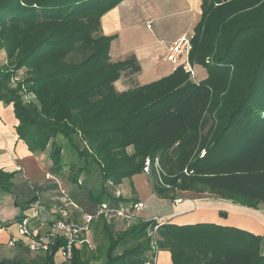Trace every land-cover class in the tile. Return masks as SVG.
Returning <instances> with one entry per match:
<instances>
[{
  "label": "trees",
  "instance_id": "trees-1",
  "mask_svg": "<svg viewBox=\"0 0 264 264\" xmlns=\"http://www.w3.org/2000/svg\"><path fill=\"white\" fill-rule=\"evenodd\" d=\"M123 1L0 0V51L10 60L0 66V102L13 106L19 139L32 153L49 150L55 172L70 166L69 181L80 189L82 175H94L97 186L86 192L95 206L113 200L108 183L141 175L147 158H159L172 177L166 184L176 190L258 209L264 204V0H202L189 63L207 71L204 79L194 81L179 67L118 92L123 73L140 67L134 57L112 60L115 38L103 34L101 20ZM22 69L26 80L12 88ZM23 91L38 104L26 102ZM13 177L0 171V190L11 193ZM157 181L153 173L157 197L176 198ZM154 224L139 220L112 233L105 221L102 264H145ZM158 235L172 264H264V237L235 227L167 223ZM66 244L59 238L35 260L0 264H98L79 244L70 262L58 260Z\"/></svg>",
  "mask_w": 264,
  "mask_h": 264
},
{
  "label": "crops",
  "instance_id": "crops-1",
  "mask_svg": "<svg viewBox=\"0 0 264 264\" xmlns=\"http://www.w3.org/2000/svg\"><path fill=\"white\" fill-rule=\"evenodd\" d=\"M201 4L202 0H125L105 14L101 20L102 32L105 36L115 38L110 53L112 60L117 62L134 57L140 67L138 73H123L126 76L122 75L115 83L118 92L129 90L133 84H151L171 75L178 68L168 61L167 54L181 37L194 34V28L201 19ZM195 69L198 79L197 70L200 68ZM18 125L13 106L0 102V171L14 174L11 193L0 190V223L6 225L5 230H0V259L28 261L35 260L39 254L29 250L25 239L20 240L15 247L8 244L11 239L18 237L16 222L28 218L30 226L35 229L42 227V224L68 219L84 226V214H95L86 209L90 202L86 189L96 187L98 180L94 175L83 174L80 179L86 180L85 184L81 183L85 189L72 185L69 181L70 166L66 165L61 173L55 172L49 158L50 151L30 152L25 142L19 139ZM75 161L73 158L72 162ZM107 192L113 197V200L105 203L109 208L131 209L138 203L143 208L137 211L136 219L131 222L115 217H101L94 221L95 231L91 234L88 233L90 230L86 232L83 236L86 242L79 244L80 247L86 246L85 256L94 258L93 263L105 262L108 247L105 221L112 233L126 230L139 220H158L161 225L216 224L235 227L264 237V204L253 209L209 193L181 191H176L173 200L161 199L153 192L149 176L145 173L126 179L118 186L108 183ZM118 197L130 201H116ZM179 197L184 199L182 203L176 204ZM34 199L36 203L27 207V203ZM222 212H225V217ZM40 230L44 233L46 227ZM97 233L105 236L104 247L92 245L89 241ZM102 249L103 254H100ZM158 264H172L171 253L160 251Z\"/></svg>",
  "mask_w": 264,
  "mask_h": 264
},
{
  "label": "built area",
  "instance_id": "built-area-1",
  "mask_svg": "<svg viewBox=\"0 0 264 264\" xmlns=\"http://www.w3.org/2000/svg\"><path fill=\"white\" fill-rule=\"evenodd\" d=\"M193 35H185L177 40L170 48L167 59L174 65L182 67L184 71L190 75V77L196 81V69L189 63V55L192 51V40ZM143 172L149 177L153 173L158 177V185L170 189V186H166L161 175L164 174L159 158L151 159L147 158L144 163ZM186 172V171H185ZM184 197H179L176 200V204L182 203ZM76 207V206H75ZM143 208L141 203L135 204L131 209L124 207L120 208H109L107 205L103 204L100 206L95 214H84V226H79L75 222L68 219H59L51 224H42L40 228H32L30 226V220L24 218L17 221L18 225V237H15L9 241V246L15 247L20 240H26L27 247L32 253L42 254L46 253L49 248L56 242L59 238H64L67 242L66 246L62 248L58 255L62 260L70 262L73 258V247L75 244H84L86 240L83 238L84 234L89 231V226L97 219L101 217H115L119 220L131 222L136 219L137 211ZM36 218V214H35ZM153 222V221H147ZM155 224L150 226L147 230V238L150 241V251L148 254V260L145 264H158V255L160 253V248L158 245L159 241V227L161 223L156 220ZM46 227L44 233L41 232V228ZM6 225L0 223V230H5Z\"/></svg>",
  "mask_w": 264,
  "mask_h": 264
},
{
  "label": "rangeland",
  "instance_id": "rangeland-1",
  "mask_svg": "<svg viewBox=\"0 0 264 264\" xmlns=\"http://www.w3.org/2000/svg\"><path fill=\"white\" fill-rule=\"evenodd\" d=\"M153 25H155V24H153ZM101 28H102V25H101ZM189 35H193V34H189ZM10 60H9V58H8V54L5 52V51H0V66H6V65H8ZM198 71V79H201V78H204V77H206L207 76V71L205 70V69H203V68H200V69H198L197 70ZM27 70L26 69H22V70H20V71H18V72H15L14 74H13V79H12V81H11V85H12V88H15L19 83H21V82H23L24 80H26V78H27ZM124 76H126V74H124L123 75V77ZM163 78V77H162ZM161 78V79H162ZM192 79V78H191ZM193 80V79H192ZM136 85L137 84H133V85H131L130 86V88L129 89H132V88H135L136 87ZM139 86H141V85H139ZM23 94L25 95V101L26 102H35L36 104H38V102H37V100H36V97L33 95V94H26L25 93V91H23ZM206 119H208V118H206ZM211 124H212V121L210 120L209 121V124H208V126H207V128L205 129V131L211 126ZM76 143L77 144H79L80 145V143H79V139H77L76 138ZM81 146V145H80ZM129 152H132V149L130 148L129 149ZM201 154H200V157H203L204 155H205V151L204 150H202L201 152H200ZM74 159H76L77 160V157H76V155H75V157H73ZM66 159L68 160V158L66 157ZM78 161V160H77ZM161 163V162H160ZM161 168H162V170H163V172H164V174L163 175H161V179H162V181H163V183L166 185V186H170L171 188L170 189H168V188H165V189H167V190H175V191H179V190H176L175 189V187L173 186V185H167L166 184V181L167 180H170V179H172V177L170 176V175H168V172H167V170L163 167V165L161 164ZM186 170H184V174H186V172H185ZM157 180H158V177H157ZM158 182V181H157ZM85 184L86 183V180L84 179V178H82V179H80V182H79V184ZM19 189V188H18ZM79 192V191H78ZM193 193H195V192H193ZM68 196V195H67ZM83 196H86L85 194H83ZM90 204V205H89ZM97 206H95L94 204H92V203H88V207L86 208L88 211H90V213H96V211H97V209L95 210V208H96ZM83 209H85V208H83ZM90 209V210H89ZM80 212V211H79ZM222 215H225V212H222ZM223 217V216H222ZM224 218V217H223ZM95 223L96 222H94L93 224H91L90 226H89V232L88 233H92L93 231H95V229H96V225H95ZM89 235V234H88ZM90 239V238H89ZM89 241H91V244L92 245H99V247L101 246V245H103V247L105 246V243H106V240H105V236L104 235H102V233H97V234H95ZM99 253V252H98ZM100 254H103V249L100 251ZM58 260H61V257L60 256H58Z\"/></svg>",
  "mask_w": 264,
  "mask_h": 264
},
{
  "label": "water",
  "instance_id": "water-1",
  "mask_svg": "<svg viewBox=\"0 0 264 264\" xmlns=\"http://www.w3.org/2000/svg\"><path fill=\"white\" fill-rule=\"evenodd\" d=\"M224 217H225V215H224Z\"/></svg>",
  "mask_w": 264,
  "mask_h": 264
}]
</instances>
